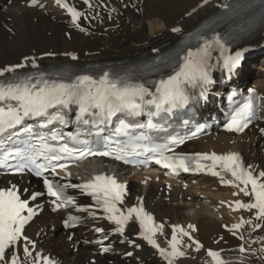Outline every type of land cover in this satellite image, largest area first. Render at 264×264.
Returning <instances> with one entry per match:
<instances>
[{
    "label": "snow or ice",
    "instance_id": "obj_1",
    "mask_svg": "<svg viewBox=\"0 0 264 264\" xmlns=\"http://www.w3.org/2000/svg\"><path fill=\"white\" fill-rule=\"evenodd\" d=\"M55 3L66 10L76 28L81 32L86 31L80 23L82 19H87L86 13L78 10L69 0H55ZM82 3L89 9L95 7L91 0H82ZM208 3L209 0H202L201 6ZM28 6L45 8L42 0H28ZM192 11L195 12L196 9ZM171 30L179 32L181 29L173 27ZM214 47L221 51L224 69L231 73L239 67L243 52L227 54L228 50L221 37L215 36L204 40L203 46L195 51H187L172 74L166 79L154 82V90L144 83H132L124 78L113 79L108 72L98 78L89 74L68 78L67 73H57L54 77L43 72L21 75L17 70L26 67L24 63L0 67V78H3L0 79V148H3L5 141H12L13 137L23 145L15 151L6 152L3 158H0V167H8L14 174H22L28 170L41 178L46 193H31L32 201L46 194L51 198L47 203L53 212L71 207L77 212L89 213L94 219H105L114 225L115 233L136 248L141 245L128 239L125 233L131 224L138 223V237L155 249L165 264H177L188 256L189 250L196 253L203 250L206 256L204 264H229L222 257V250L206 249L196 238V225L172 224L169 237L165 231V223L156 222L154 216L145 209L141 198H137L134 205L122 207L125 204L126 186L118 182L115 176L97 174L85 182L72 183V163L89 157H109L113 152L94 151L89 147L88 139L80 138V133L65 134L62 131L69 123L98 128L101 124L111 123L114 117L119 121L116 133L127 134V130L132 128H162L154 123L155 118L162 117V114L171 115L175 109L187 105L192 99V90L200 89V96H205L208 86L214 83L212 69L215 65L210 63ZM45 55L52 56L54 53L46 52ZM65 55L71 56L72 60L77 59L72 53ZM24 60L33 68H39L35 57L26 56ZM248 91L253 93L254 89ZM73 112L74 121L71 119ZM253 115L251 103H245L231 115L225 124V130L244 132L249 127ZM142 116H147L146 124L138 122L137 118ZM29 120L36 121V125L26 123ZM184 123L187 125L188 121ZM21 135L24 139H19ZM192 135L195 136L196 133ZM149 139L144 134L136 137L139 141ZM49 141L64 143L56 146ZM184 142V139H172L162 145L143 147L155 154V164L172 170L173 174H178L177 169L184 172H207L213 177H220L222 184L234 187V197L247 198L235 199L227 206L233 213H248V218L241 215L238 222L230 225L225 223L222 227L234 238L244 241L238 246L239 253H248L264 261V236L252 241L262 244L259 249H253L244 236V231L249 229V234L257 230L264 231V170L257 171L255 166L247 164L240 154L234 152L196 153L194 156L167 154L175 153L173 146L182 145ZM120 152L123 153L124 149ZM113 158L122 160L124 164L136 163L123 154H116ZM9 160H14L15 164H10ZM205 161L210 163H203ZM139 163L146 165L149 161L145 159ZM192 165H195V168H192ZM218 169L230 174L231 179L225 180ZM68 189H79L81 195L90 196L95 204L79 205L76 197L68 194ZM93 207L104 215L100 217L97 211H91ZM42 211L43 207L40 205L31 207L28 199L22 198L21 191L15 184L0 188V264H59L58 260L40 249L38 242L26 233V226ZM77 220L79 217L70 215L63 221L64 227H75L74 222ZM95 231L104 233L105 229L98 226ZM158 236L166 238L167 246H161ZM107 238L105 235L104 239ZM68 239L73 237L70 235ZM223 240L224 237L220 236L215 243L220 244ZM98 243L102 245L103 241ZM102 251L108 252L109 248L102 247ZM240 264H246L245 260H241Z\"/></svg>",
    "mask_w": 264,
    "mask_h": 264
},
{
    "label": "bare ground",
    "instance_id": "obj_2",
    "mask_svg": "<svg viewBox=\"0 0 264 264\" xmlns=\"http://www.w3.org/2000/svg\"><path fill=\"white\" fill-rule=\"evenodd\" d=\"M27 1L0 0V67L17 63L26 56L35 57L37 62L69 60L71 56L65 53L76 55L80 61L150 55L175 44L183 33L228 0H212L203 6L202 0H92L95 5L93 9L82 5L87 15L82 23L85 32L69 24L55 0H42L46 1L44 9L27 7ZM194 8L195 12L192 11ZM173 27L181 30L173 32ZM262 41L264 32L255 36L250 43ZM46 52L54 55L46 56ZM258 66L261 70L264 64ZM249 67L246 61L240 74H249ZM259 73L264 77V73ZM254 84L264 91L261 80L255 79ZM185 148L215 153L237 151L247 164L255 166L257 171L264 170V132H257L254 126L240 136L213 131L207 137L188 143ZM82 168L86 169V166ZM119 177L129 182V196L125 198V204H136L137 198H141L157 221L165 223V231L171 224H194L198 228L196 237L205 247L221 249L222 257L229 264H240L241 260H245L246 264H264V261L248 253H239L238 246L244 241L234 238L222 227L225 223L238 222L241 214L248 218L245 212L233 213L219 203L220 199H235V188L217 187L211 191L212 185L216 184L207 177L197 178L195 184L165 179L148 172H135L129 176L119 174ZM4 182L5 177H0V186ZM15 182H22L28 188L35 184L33 180L27 184L26 178ZM42 207L43 211L26 226V233L38 242L40 249L61 264H93V261L95 264H165L144 245L134 251L132 258L125 260L117 253L123 246L115 241L114 252L99 255L90 243L94 237L92 226L101 225L99 219H93L84 212L82 225L66 231L60 224L61 213L52 212L46 203ZM135 230V224H131L126 234L131 237ZM249 232L250 229L244 231L245 240L253 249H259L262 244L252 241L264 236V231ZM70 235L73 237L71 240L68 239ZM220 236L224 240L216 244ZM131 249L126 247L122 253ZM188 255L177 264H204L206 259L203 250L200 253L189 250ZM136 257L140 258L139 261L135 260Z\"/></svg>",
    "mask_w": 264,
    "mask_h": 264
},
{
    "label": "rangeland",
    "instance_id": "obj_3",
    "mask_svg": "<svg viewBox=\"0 0 264 264\" xmlns=\"http://www.w3.org/2000/svg\"><path fill=\"white\" fill-rule=\"evenodd\" d=\"M251 71H252V76L254 77V80H255V78L258 79V80L262 79L261 75L258 72L255 71L254 67H253V69L251 68ZM211 191H213L212 188H211Z\"/></svg>",
    "mask_w": 264,
    "mask_h": 264
}]
</instances>
